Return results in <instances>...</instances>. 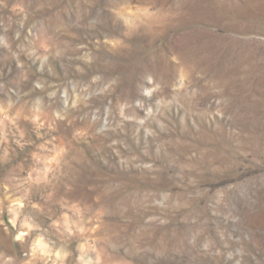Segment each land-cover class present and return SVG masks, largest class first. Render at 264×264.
Returning <instances> with one entry per match:
<instances>
[{"label": "rangeland", "instance_id": "1", "mask_svg": "<svg viewBox=\"0 0 264 264\" xmlns=\"http://www.w3.org/2000/svg\"><path fill=\"white\" fill-rule=\"evenodd\" d=\"M0 264H264V0H0Z\"/></svg>", "mask_w": 264, "mask_h": 264}]
</instances>
